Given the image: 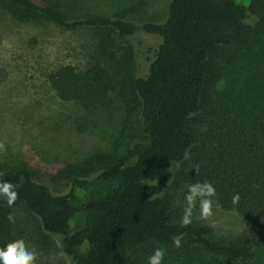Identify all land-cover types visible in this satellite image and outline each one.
<instances>
[{"label":"trees","instance_id":"16d2710c","mask_svg":"<svg viewBox=\"0 0 264 264\" xmlns=\"http://www.w3.org/2000/svg\"><path fill=\"white\" fill-rule=\"evenodd\" d=\"M0 8L21 21L107 31L98 45L107 55L112 37L129 43L125 65L134 71L129 82L140 103L142 138L74 164L64 193L26 166L0 161V179L20 185L16 203L60 237L73 264H148L157 248L163 264H264V0H170L163 21L144 23L120 14L69 17L58 0H0ZM141 33L158 35L161 43L138 75L130 40ZM111 78L100 63L85 70L63 65L49 74L61 99L85 104L109 89ZM171 179L211 182L221 207L242 215L247 227L227 240L215 239L209 225L181 227L161 186ZM14 206L0 197V248L21 239L7 218ZM78 215L82 222L73 230ZM181 233L177 248L172 237Z\"/></svg>","mask_w":264,"mask_h":264},{"label":"rangeland","instance_id":"374dc122","mask_svg":"<svg viewBox=\"0 0 264 264\" xmlns=\"http://www.w3.org/2000/svg\"><path fill=\"white\" fill-rule=\"evenodd\" d=\"M69 17L120 14L137 23L163 21L170 0H58ZM248 5L251 0H236ZM107 31L61 28L45 18L21 21L0 8V142L6 151L0 161L29 168L34 177L53 192L64 193L71 185L74 164L85 165L99 152L122 151L142 138L140 103L129 82L134 71L126 67L128 41L111 38L107 55L99 42ZM101 36V37H100ZM136 55L135 73L145 74L161 37L141 33L131 38ZM126 48V49H125ZM107 55V56H106ZM100 63L108 68L112 84L91 104L61 99L49 74L63 65L85 70ZM176 171L178 164L169 163ZM163 193L173 202L174 219L181 220L188 184L171 179L161 182ZM214 200V215L200 218L199 201L192 222L209 225L217 240L236 237L247 227L246 219L227 211ZM14 230L38 253L36 264H73L62 250L59 236L45 231L41 221L17 202ZM82 215L71 221L78 229Z\"/></svg>","mask_w":264,"mask_h":264},{"label":"clouds","instance_id":"9594fccd","mask_svg":"<svg viewBox=\"0 0 264 264\" xmlns=\"http://www.w3.org/2000/svg\"><path fill=\"white\" fill-rule=\"evenodd\" d=\"M6 151V146L3 142H0V152ZM190 155L185 152L184 159H189ZM195 170L198 171V165L195 166ZM4 173L0 172V177ZM19 183H12L7 180L0 179V197L6 199L7 205L13 207L19 198L18 188ZM163 193H161L162 195ZM217 195L215 186L209 181H197L188 186V192L185 197L186 205L183 210V216L181 217V227H188L192 224L193 210L196 207L197 201H199L200 218L208 220L214 215V200ZM240 194L234 193L232 196V204L238 205L240 202ZM10 222H15L14 217L9 214L7 217ZM183 233L174 235L172 237V243L175 247L182 246ZM165 253L161 249L157 248L154 253L149 257L148 264H163ZM38 259V253L35 249H30L23 239H17L7 244L6 248H0V264H36Z\"/></svg>","mask_w":264,"mask_h":264}]
</instances>
